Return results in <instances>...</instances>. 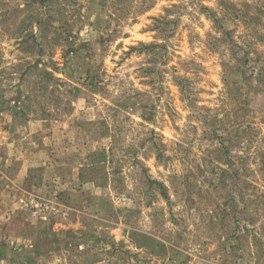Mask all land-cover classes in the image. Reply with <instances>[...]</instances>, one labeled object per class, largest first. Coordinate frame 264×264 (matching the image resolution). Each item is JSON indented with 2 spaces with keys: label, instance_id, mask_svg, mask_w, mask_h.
Returning <instances> with one entry per match:
<instances>
[{
  "label": "rangeland",
  "instance_id": "374dc122",
  "mask_svg": "<svg viewBox=\"0 0 264 264\" xmlns=\"http://www.w3.org/2000/svg\"><path fill=\"white\" fill-rule=\"evenodd\" d=\"M49 241L264 264V0H0V246Z\"/></svg>",
  "mask_w": 264,
  "mask_h": 264
},
{
  "label": "trees",
  "instance_id": "16d2710c",
  "mask_svg": "<svg viewBox=\"0 0 264 264\" xmlns=\"http://www.w3.org/2000/svg\"><path fill=\"white\" fill-rule=\"evenodd\" d=\"M215 22L217 23L218 20L215 19ZM254 23L257 24V22H254ZM258 24H261V23H258ZM66 233L70 234L71 231H67ZM55 242L56 241H49V243L44 242L40 245H34L31 247H28L22 251L21 255H23V256H21V255L19 256L18 255L19 251H17V250H14L15 252L13 251L16 254L11 255V253H9V252H11L12 248L10 249L8 247V245H6V244H1V246H0V259H7V258L12 259V260H16V259L21 260L22 259V260H24L30 264L34 254L35 255H41L44 252L50 251L52 249H57L59 246L58 245L54 246ZM68 242L69 241L66 239L65 243L68 244Z\"/></svg>",
  "mask_w": 264,
  "mask_h": 264
}]
</instances>
